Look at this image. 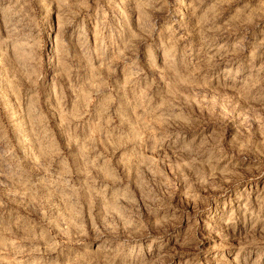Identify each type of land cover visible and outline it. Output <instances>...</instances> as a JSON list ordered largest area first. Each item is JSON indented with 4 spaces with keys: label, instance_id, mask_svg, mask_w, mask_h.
Instances as JSON below:
<instances>
[{
    "label": "rangeland",
    "instance_id": "rangeland-1",
    "mask_svg": "<svg viewBox=\"0 0 264 264\" xmlns=\"http://www.w3.org/2000/svg\"><path fill=\"white\" fill-rule=\"evenodd\" d=\"M0 264H264V0H0Z\"/></svg>",
    "mask_w": 264,
    "mask_h": 264
}]
</instances>
